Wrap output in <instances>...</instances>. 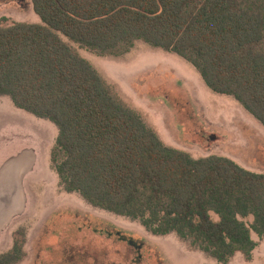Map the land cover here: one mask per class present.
I'll use <instances>...</instances> for the list:
<instances>
[{
  "label": "trees",
  "instance_id": "obj_1",
  "mask_svg": "<svg viewBox=\"0 0 264 264\" xmlns=\"http://www.w3.org/2000/svg\"><path fill=\"white\" fill-rule=\"evenodd\" d=\"M31 1L42 23L0 18V96L58 126L51 166L61 186L220 263L238 252L251 261L253 235L264 239V173L166 145L64 37L98 56L140 41L174 52L264 127V0ZM26 243L20 227L0 264L24 261Z\"/></svg>",
  "mask_w": 264,
  "mask_h": 264
},
{
  "label": "rangeland",
  "instance_id": "obj_2",
  "mask_svg": "<svg viewBox=\"0 0 264 264\" xmlns=\"http://www.w3.org/2000/svg\"><path fill=\"white\" fill-rule=\"evenodd\" d=\"M2 17L8 23H42L31 0H0ZM64 38L142 114L166 145L196 158L227 156L264 173V127L234 96L209 88L190 62L142 41L123 56L106 57ZM58 134L51 120L0 96V170L7 159L15 164L13 175L24 207L2 232L0 254L12 248L14 232L26 227L29 256L21 264H224L192 250L175 233L154 235L139 220L67 192L51 166ZM0 172L3 175L4 168ZM111 225L109 235L105 230L111 231ZM253 237L258 245L252 260L232 264H264V239Z\"/></svg>",
  "mask_w": 264,
  "mask_h": 264
},
{
  "label": "water",
  "instance_id": "obj_3",
  "mask_svg": "<svg viewBox=\"0 0 264 264\" xmlns=\"http://www.w3.org/2000/svg\"><path fill=\"white\" fill-rule=\"evenodd\" d=\"M7 165V166H6ZM3 168L5 172L2 175V172H0V184L3 186L1 188H4L5 190L8 189L9 191L4 195L3 199V205H4V213L6 216L10 215L13 212V205L17 202V193L21 190L20 187H17L18 181L16 178H14V169L15 164L13 165V162L10 161L6 164ZM2 168V169H3ZM2 175V176H1ZM5 216V218H6Z\"/></svg>",
  "mask_w": 264,
  "mask_h": 264
},
{
  "label": "crops",
  "instance_id": "obj_4",
  "mask_svg": "<svg viewBox=\"0 0 264 264\" xmlns=\"http://www.w3.org/2000/svg\"><path fill=\"white\" fill-rule=\"evenodd\" d=\"M8 160V159H7ZM7 160H5L4 161V163L2 164V167H1V170H2V168L8 163V162H10L9 160L7 161ZM0 170V171H1ZM1 187H3L1 184H0V239H1V235H2V232L4 231V229L7 227V226H10V224H11V222L14 220V217H16V216H18V215H20V213L22 212V211H24V207H23V204L21 203V201H20V198H21V193H20V191H18V193H17V204H16V206H15V204L13 205V212L10 214V215H8V216H6L5 215V211H4V205H3V199H4V195H5V193H6V190L4 189V188H1ZM5 216H6V218H5ZM1 241V240H0ZM14 244V243H13ZM27 245V244H26ZM26 250H27V246H26ZM27 252H28V250H27ZM28 256H29V252H28ZM27 256V257H28ZM254 258H255V256H254ZM25 260H27V258L25 259ZM24 260V261H25ZM244 260H246L248 263H249V261L246 259V257H245V255L243 254V253H241V252H238L232 259H231V264L232 263H234V262H239V263H241V262H243ZM24 261H22V262H24ZM22 262H20V263H18V264H21ZM250 263H252V262H250Z\"/></svg>",
  "mask_w": 264,
  "mask_h": 264
}]
</instances>
